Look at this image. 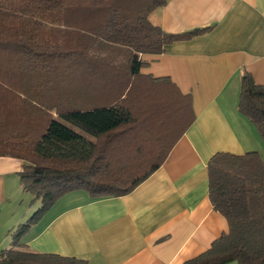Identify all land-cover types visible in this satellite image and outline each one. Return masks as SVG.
Masks as SVG:
<instances>
[{
	"label": "crops",
	"instance_id": "obj_1",
	"mask_svg": "<svg viewBox=\"0 0 264 264\" xmlns=\"http://www.w3.org/2000/svg\"><path fill=\"white\" fill-rule=\"evenodd\" d=\"M148 20L169 34L208 30L140 55L146 65L131 77L100 61L81 64L90 71L79 67L59 98L61 108L88 111L121 96L138 128L124 133L113 165L158 169L121 197L61 196L23 235L25 250L87 264H184L227 233L208 197L207 163L218 152L264 159L257 129L237 107L244 71L264 89V0H168ZM23 164L0 157V252L39 202L20 185Z\"/></svg>",
	"mask_w": 264,
	"mask_h": 264
},
{
	"label": "trees",
	"instance_id": "obj_2",
	"mask_svg": "<svg viewBox=\"0 0 264 264\" xmlns=\"http://www.w3.org/2000/svg\"><path fill=\"white\" fill-rule=\"evenodd\" d=\"M167 1L0 0V157L24 162L20 185L40 202L11 233L0 264H87L27 251L21 239L61 196L82 190L93 199L121 197L158 169L113 165L124 133L138 128L121 96L107 108L70 110L61 108L59 87L81 64L98 61L131 77L146 65L140 55L161 54L208 30L169 34L153 26L149 14ZM103 44L117 48V55L99 53ZM237 107L264 144V89L246 71ZM108 143L112 150L116 145L111 153ZM207 175L209 200L228 231L184 264H264V159L258 152H218Z\"/></svg>",
	"mask_w": 264,
	"mask_h": 264
},
{
	"label": "rangeland",
	"instance_id": "obj_3",
	"mask_svg": "<svg viewBox=\"0 0 264 264\" xmlns=\"http://www.w3.org/2000/svg\"><path fill=\"white\" fill-rule=\"evenodd\" d=\"M108 45H105V44H103V47H107ZM103 53V55L105 56L106 54H105V52H102ZM27 196H30V195H27ZM40 207V202H38V204H37V206H36V210L38 209ZM36 210H35V212H36ZM34 212V213H35ZM33 215V214H32ZM31 215V216H32Z\"/></svg>",
	"mask_w": 264,
	"mask_h": 264
}]
</instances>
